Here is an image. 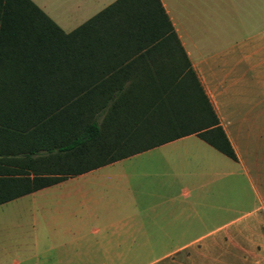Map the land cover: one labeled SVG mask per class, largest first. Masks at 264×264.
<instances>
[{
	"label": "trees",
	"instance_id": "trees-1",
	"mask_svg": "<svg viewBox=\"0 0 264 264\" xmlns=\"http://www.w3.org/2000/svg\"><path fill=\"white\" fill-rule=\"evenodd\" d=\"M190 133L236 158L161 0H0V204Z\"/></svg>",
	"mask_w": 264,
	"mask_h": 264
},
{
	"label": "crops",
	"instance_id": "crops-1",
	"mask_svg": "<svg viewBox=\"0 0 264 264\" xmlns=\"http://www.w3.org/2000/svg\"><path fill=\"white\" fill-rule=\"evenodd\" d=\"M32 1L65 30L82 23L84 12L96 13L114 0ZM161 1L236 158L196 133L146 149L169 145L156 159L154 177L143 174L145 189L124 185L118 197L101 199L104 210L90 213L101 222L94 229L101 235L86 250H186L192 264H264V0ZM51 185L16 198L39 202L48 234L69 231L82 239L79 225L59 221L76 211L47 207L50 197L38 195ZM141 235L170 242L141 246Z\"/></svg>",
	"mask_w": 264,
	"mask_h": 264
},
{
	"label": "rangeland",
	"instance_id": "rangeland-1",
	"mask_svg": "<svg viewBox=\"0 0 264 264\" xmlns=\"http://www.w3.org/2000/svg\"><path fill=\"white\" fill-rule=\"evenodd\" d=\"M172 1L178 6V0ZM93 13L84 12L83 20ZM73 27L75 26L67 27L65 30ZM168 146L163 145L116 160L84 175L65 179L38 193L50 197L45 199L47 207L62 206L64 210L76 211V216L74 214L65 216L59 221L64 225L71 223L79 225V231L83 233L82 239H78L69 231L60 230L55 234L52 230V234H48L44 225L46 220L39 214L40 204L37 200H33L32 196H24L0 204V257L3 264H58V260L60 264H192L188 261L186 250L175 252L150 249L109 252L86 250L89 243L101 235L94 230L101 225V222L90 216L91 212L104 210L101 199L107 202L108 197H118L117 194L124 185L143 189L146 181L143 174H149V179L154 177L156 159L162 158L161 155H164V150ZM147 192L146 190V195ZM61 196L65 197L62 202L60 201L59 204L54 202ZM67 206L69 209L66 208ZM33 213H38L35 228L29 223ZM148 237L137 236V241L141 246L144 242H147V245L170 242L162 240L161 236H151L150 240ZM177 238L182 242L186 241L187 236H177ZM26 255H31V258L25 259ZM89 258L91 261H96L91 263Z\"/></svg>",
	"mask_w": 264,
	"mask_h": 264
}]
</instances>
